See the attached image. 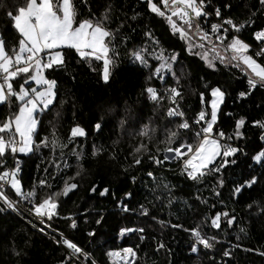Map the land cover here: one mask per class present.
Segmentation results:
<instances>
[{
  "label": "trees",
  "instance_id": "16d2710c",
  "mask_svg": "<svg viewBox=\"0 0 264 264\" xmlns=\"http://www.w3.org/2000/svg\"><path fill=\"white\" fill-rule=\"evenodd\" d=\"M26 2L0 0V39L9 55L18 49L22 37L7 13L18 14ZM153 2L165 16L152 12L148 0H72L74 27L85 20H102L113 33L106 38L112 60L109 79L103 80L102 60L81 58L76 49L67 46L57 49L64 63L44 70L47 79L56 81V98L36 115L32 151L16 154L21 191L34 193L26 201L31 209L50 194L61 192L65 181L77 188L57 197L59 206L52 219L44 217L55 238L7 211L0 201V264H81L60 243L65 238L83 249L77 257L86 264H118L109 253L125 248L136 253L130 258L132 264H264V158L254 159L260 154L256 122L264 120V85L249 86L247 67L230 60L226 40L216 39L223 30L211 33V17L194 20L191 28L196 33L173 17L187 32L182 38L172 30L167 19L170 12L161 0ZM205 8L213 14L219 8V20L245 25L239 31L241 38L264 49V41L255 39V33L264 29V3L260 0H205ZM197 24L210 34L209 39H201ZM145 49L147 66L132 55ZM198 50L215 55L214 66ZM252 50L250 46L249 52ZM173 52L177 59L171 70L161 71V79L154 74L160 67L155 57ZM24 76L13 80L15 91ZM215 86L225 95L213 132L230 133L235 143L231 147L238 151L227 158L218 156L203 177L192 180L184 171L182 158L164 157L169 147L196 146L194 129L205 125L196 121L202 111L205 119L209 117V93ZM149 87L161 98L151 99ZM171 87L181 92L176 104L169 98ZM241 92L248 95L241 97ZM22 103L15 96L0 103V124L13 117ZM175 106L184 113L182 117L168 116ZM241 118L245 123L238 130ZM184 121L189 123L188 129L179 127ZM97 123L100 130L95 128ZM77 125L86 135L72 138L71 130ZM145 131L147 135H143ZM172 132L177 136L169 144ZM45 139L46 146L41 144ZM141 145L146 148L136 152ZM12 154L8 151L0 158V172L11 164ZM136 159L141 163L136 164ZM225 159L228 163L220 167ZM253 177L255 184L235 193L236 187ZM104 189L109 191L101 195ZM218 213H228L227 217L221 215L220 228L211 223ZM231 217L235 220L229 225ZM73 220L75 228L70 226ZM121 227L137 231L119 234ZM197 227L213 247L193 253L195 237L190 230Z\"/></svg>",
  "mask_w": 264,
  "mask_h": 264
},
{
  "label": "snow or ice",
  "instance_id": "6c2138e0",
  "mask_svg": "<svg viewBox=\"0 0 264 264\" xmlns=\"http://www.w3.org/2000/svg\"><path fill=\"white\" fill-rule=\"evenodd\" d=\"M264 3V0H260ZM151 11L159 14L160 16H165L166 12L162 11L160 7L153 0H148ZM164 8L170 12L167 16L172 30L174 32H179L183 37L187 36V32L182 27H178L176 22L172 19L173 17H179L180 20L188 26L192 27L194 20L202 16L206 17L209 15L205 11V0H161ZM18 14L13 12H8V16L13 21V27L21 34V39L19 41V47L13 50V54L9 55L5 50L4 41L0 39V103L6 101L9 97L15 96L19 101H22V105L19 108V112L13 117L7 118L2 124H0V158H2L6 152L11 151L12 153L30 152L33 149V135L37 127L36 115L44 110H47L51 105H53L56 98V81L47 79L43 72L45 69L53 68L54 66L62 65L64 63L63 56L60 51L53 50L60 48L61 46H67L76 49L81 58H95L103 61V80L105 82L109 79V69L112 64V60L109 57V46L106 38L113 35L105 26L102 20L93 22L91 20H86L79 23L77 27H74L75 19V8L73 6L72 0H27L25 7L18 8ZM215 15L219 17L221 11L219 8L215 10ZM107 17H104L106 20ZM224 24H228L235 31H240L245 25H237L231 19L224 21ZM199 28V24H197ZM223 29L225 35H216V39L224 42L227 39L228 29L224 28L222 24H212L211 33H220ZM201 39H209V33L203 32L201 29ZM150 35V34H149ZM255 39L257 41H264V29L255 33ZM211 42V41H209ZM202 46V45H201ZM250 50V45L242 41L239 37H233L226 45V51L231 52L230 60H238L243 65L247 66V69L251 71V77L248 80L249 86L255 88L257 83L264 85V66L257 62L253 56L248 55ZM145 50H140L134 52L132 55L136 61L147 66L148 60L144 56ZM215 51V48H213ZM47 53V59L41 56V53ZM264 55V49H261L256 53V56ZM157 60H164L165 62L161 64L159 68L155 69V75H160L162 69L167 68L171 70L172 65L167 63V59L171 61H176L177 57L172 55L170 58H165L163 53L156 56ZM205 60H208L207 55L204 56ZM221 62H224V57H221ZM210 66L212 65L209 61ZM29 80L35 82V84L41 86L38 90L36 88L27 89L24 85H20V90L17 92L13 88L12 81L21 75H28ZM28 81L26 80L25 83ZM178 83V79H177ZM148 93L151 95V99L157 100L161 98L158 96L156 89L149 87L147 89ZM169 98L173 104L177 103V98L181 97V92L178 87H171L169 90ZM224 92L219 88L213 89L212 96L214 99L211 103L210 119L207 121V126L204 127L201 132L196 133L197 136H203V139L195 148L191 144H182L177 148L169 147L166 151L174 154V158H184L188 157L184 161V171L186 175L192 180H198L206 174V169L210 164H213L218 156H223L225 158L234 155L238 149L232 147H226L221 150V146L217 139L211 138L213 132V126L217 121V112L219 105L223 102ZM248 93L241 92L240 96L244 97ZM183 112L179 110L178 107L170 108L168 110V116L170 117H182ZM206 113L200 112L199 118L196 121L200 123L205 121ZM245 121L241 118L237 124L236 128L239 130L243 127ZM264 127V125H261ZM182 129H188L190 127L187 121H184L179 125ZM97 130H100L101 124L97 123L95 125ZM7 134V138L5 137ZM86 135L85 129L79 125L73 127L71 130L72 138L83 137ZM147 135V131L143 133ZM237 136L241 135L239 131L236 133ZM177 136L176 132L170 134L168 143L171 144L173 139ZM220 137L224 136L223 132L219 133ZM47 139L42 140L41 144L47 145ZM54 143V142H53ZM146 148L145 145H141L136 149V152H140L142 149ZM95 154V153H94ZM264 158V152H261L254 157L256 161H261ZM168 160L169 157H165ZM160 163L161 161H157ZM136 164H140V159L135 160ZM228 161L225 159L224 164L220 167H224ZM19 168L17 167L13 171L0 172V181L8 182L11 184L12 188L16 190L18 195H25L26 197H31L34 195L33 192L23 193L21 191L20 181L16 178ZM216 172L220 171V168H215ZM79 175V173H77ZM152 173H149L151 176ZM222 183V181H221ZM256 183V178L253 177L250 181H246L244 184L239 185L235 188V193H241L244 187H251ZM41 185H46V181L41 180ZM77 188V184L68 183L65 181L64 188L61 192H56L50 194L48 197L43 199L39 204L35 205L34 211L38 217H47L49 220L56 214V209L58 208L57 197L63 195L67 196L69 192ZM95 191V188H93ZM109 190L104 189L101 195L107 194ZM131 195V194H127ZM0 199H3L9 207H12L11 201L3 192V184H0ZM125 211H128L127 206L124 207ZM144 213L147 214V209H144ZM221 215L227 217L228 213L217 214L211 221L212 225L216 228H220ZM70 219V217H69ZM235 217L228 219L227 223L231 225ZM100 221H97L99 223ZM71 227H76V222L73 220ZM43 231V229H41ZM137 231L136 229H122V233ZM138 231L143 232V229H138ZM192 235L195 237L196 244L203 245L204 248H212L213 244L208 238L201 235L199 228H193L190 230ZM62 235V234H61ZM91 235V233H90ZM212 240L215 237L211 238ZM63 243L73 252L80 253L82 249L79 248L75 243L69 241L68 239H63ZM196 244L192 247V252L198 251ZM163 247V245H160ZM227 254V253H226ZM110 256L119 257L120 260L125 261L126 264H132L130 258H134L136 253L132 248H125L122 252H110Z\"/></svg>",
  "mask_w": 264,
  "mask_h": 264
},
{
  "label": "built area",
  "instance_id": "2783aa9c",
  "mask_svg": "<svg viewBox=\"0 0 264 264\" xmlns=\"http://www.w3.org/2000/svg\"><path fill=\"white\" fill-rule=\"evenodd\" d=\"M205 11H206L207 13H209L208 16L211 17V19H212V21L214 22V24H222L224 28H227V29H228V32H227V33H230V34H232V35L235 36V37L237 36V37H240V38H241V35H240L239 31H235L234 29H232V27H231L230 25H228V24H224V21H223V20H219V18H218L215 14L209 12L208 9L205 8ZM222 30H223V29H222ZM242 39H243V38H242ZM243 41H245V40L243 39ZM245 42H246V41H245ZM246 43H247V42H246ZM249 45H250V44H249ZM250 46H251V47L253 48V50H255L256 52H258V51L261 50L260 48L256 47L255 45H250ZM259 57H260V56H259ZM261 57L264 58V55H261ZM261 125H264V120H262V119L259 120V119H258V121L256 122V126L259 128L258 138L260 139V146H259V147H260V153H261V152H264V127H262ZM199 128H200V127H199ZM202 129H203V128L198 129V130H195V136H197L196 133L201 132ZM197 137H199L200 140L203 138L202 135H201V136H197ZM212 137H216V138H218V139L220 140V144H221V149H222V151H223V149L226 148V147H229V146L231 147V146H234V145H235V143L232 141V136H231L230 133H226V134H224L223 137H220L219 134H216V133L213 132V133L211 134V138H212ZM200 140H199V141H200ZM10 167H12V162H11L10 165H8L7 168H4V170H5V171H9V168H10ZM12 170H13V168H12ZM19 175H20V174H19V171H18L17 176H19ZM5 183H6V182H4V181H0V184H3V192H4V194L7 196V195H9V193L6 191V188H5V185H6V184H5ZM7 197H8V196H7ZM8 199L11 201V203H12V205H13L12 207H9V205H8L3 199H0L1 203L5 206V208H6L7 211H9V212H13L14 214L18 215V216L20 217V219H22L23 221H25L27 224H30V225H31L32 227H34L37 231H38V230L41 231V229H43V231H41V232L47 234L48 237L55 238L54 235H53V232H52L53 229L51 230V229L49 228V225H48V223H46L45 218H44V217H38V216L36 215V213H35L33 210H31V209L29 208L30 206L27 205V202H26V207H25V208H20V206L16 203V201L13 200L11 197H8ZM26 201L29 202L30 199H26ZM23 209H24V210H23ZM122 229H126V228L121 227V228H120V231H119V234H120V233L122 234ZM59 240H60V243H62V245L66 247V245L63 243V241H62L61 239H59ZM194 244H196V240H195V239L193 240V243L191 244L192 247H193ZM196 247H197V249H198V248L203 247V245L196 244ZM69 250H71V249H69ZM82 250H83V249H82ZM122 250H123V249H117V250H115L114 252H117V251L122 252ZM71 253H73L74 258H76L75 260H76L77 262H79V263H81V264H86V263L83 262V260H82L81 257H77V256H78L77 253L73 252V250H71ZM113 258L115 259L114 261L117 262L118 264H126V262L120 260L119 257H114V256H113Z\"/></svg>",
  "mask_w": 264,
  "mask_h": 264
},
{
  "label": "rangeland",
  "instance_id": "374dc122",
  "mask_svg": "<svg viewBox=\"0 0 264 264\" xmlns=\"http://www.w3.org/2000/svg\"><path fill=\"white\" fill-rule=\"evenodd\" d=\"M178 19H179V17H177ZM86 21V20H85ZM80 23H82V22H80ZM182 23V22H181ZM79 25V24H78ZM77 25V26H78ZM77 26H75V27H77ZM191 31L192 32H194V33H196L195 31L196 30H193V28H191ZM193 33V34H194ZM220 35L221 36H223V35H225L224 33H223V31H222V33H220ZM227 35V34H226ZM234 36L233 35H227V39H226V42H227V44L228 43H230V41H231V39L233 38ZM237 37V36H236ZM240 38V37H239ZM242 41H243V39L242 38H240ZM245 42V41H244ZM246 43V42H245ZM194 44V43H193ZM19 47V46H18ZM56 50H53V54H54V52H55ZM60 51V50H59ZM61 52V51H60ZM222 52V51H221ZM220 52V53H221ZM253 52V53H252ZM252 52H248V55H251V56H253V58L254 59H256L257 60V62L258 63H260L262 66H264V62L263 61H261V59L260 58H262L261 56L259 57V56H256V51L255 50H252ZM197 54H199L200 56H202V58L204 59V56L205 55H207V57H208V60H205L206 61V63H208L209 64V61H211V63H212V65H213V61H214V58H215V55H212V56H209V54L208 53H206V52H203L202 50H198L197 52H196ZM172 55H175L174 54V52L172 53V54H170V55H165V54H163V56L165 57V58H170ZM45 59H47V53H45V57H44ZM165 61L164 60H160V66H161V64L162 63H164ZM172 62L173 61H171L170 59H167V63H170V64H172ZM244 66H246V65H244ZM247 67V66H246ZM164 69H166L167 71H169V69H167V68H164ZM164 69H162V70H164ZM103 70V69H102ZM248 70V72L251 74V71L249 70V69H247ZM31 74H33V73H30V74H28V75H26V77L23 79V81H21V82H19V85L17 86V89H19L20 90V85H24V87L25 88H27V89H32V88H36V89H40L41 88V86H39V85H37V84H35V82H33V81H31V80H29V78H28V76L29 75H31ZM44 74V73H43ZM28 81L27 83H30L28 86H26L27 85V83H25V81ZM0 82H2V81H0ZM12 84H13V81H12ZM30 87V88H29ZM216 88H219V87H217V86H215V87H212V89L210 90V98H209V101H208V108H209V117H207L206 119H205V125L203 126V127H198V128H196V129H194V133H195V130H198V129H201V128H204V127H206L207 126V121L210 119V112H211V103H212V100L214 99V97L212 96V91H213V89H216ZM220 89V88H219ZM221 90V89H220ZM224 100V99H223ZM222 104V103H221ZM220 104V105H221ZM219 105V106H220ZM175 107H177V106H175ZM174 107V108H175ZM180 111H181V109H179ZM204 112V111H203ZM218 112H219V109H218ZM218 112H217V115H218ZM213 133V132H212ZM195 135V134H194ZM197 137V136H196ZM198 138V141H197V144H196V146H198L199 145V143L201 142V140L203 139H199V137H197ZM213 139H217L218 141H219V144H220V140L218 139V138H216V137H212ZM200 140V141H199ZM196 146H194V148L196 147ZM220 146H221V144H220ZM18 153H20V154H22L21 152H18ZM16 154H17V152L16 153H13L12 154V158H11V162H12V167H10L9 168V172L10 171H13V170H15L17 167L16 166H18L19 164H20V160H19V157L18 156H16ZM172 156H174V154H172V155H170L169 154V152H167L166 151V153H165V157H169V159H171L172 158ZM164 157V158H165ZM188 157H184V158H182L181 159V163L184 165V161H185V159H187ZM12 168H13V170H12ZM19 181H20V178H19V176H17L16 177ZM6 185H5V188H6V191L9 193V195H7L8 197H11L13 200H15L16 201V203L20 206V208H25L26 207V199H30V198H28V197H26V196H24V195H18L17 193H16V190L14 189V188H12V186H11V184L10 183H8V182H6L5 183ZM23 193H24V191H23ZM28 205V204H27ZM32 210H34V206L31 208ZM24 210V209H23Z\"/></svg>",
  "mask_w": 264,
  "mask_h": 264
},
{
  "label": "crops",
  "instance_id": "0c3cea01",
  "mask_svg": "<svg viewBox=\"0 0 264 264\" xmlns=\"http://www.w3.org/2000/svg\"><path fill=\"white\" fill-rule=\"evenodd\" d=\"M38 2H39V0H38ZM25 6H26V5H25ZM61 47H62V46H61ZM58 49H59V48H58ZM56 51H57V49H56ZM45 53H46V52H45ZM45 53H41V56H42V57H45ZM44 76H45V75H44ZM25 77H26V75H25ZM29 88H30V87H29ZM16 91H17V90H16ZM18 91H19V90H18ZM18 91H17V92H18ZM21 105H22V104H21ZM21 105H20V106H21ZM19 108H20V107H19ZM18 112H19V110H18ZM18 112H17V113H18ZM17 113H16V114H17ZM16 114H15V115H16ZM167 152H168V151H167ZM169 154L172 155L173 153L169 152Z\"/></svg>",
  "mask_w": 264,
  "mask_h": 264
},
{
  "label": "water",
  "instance_id": "95a60500",
  "mask_svg": "<svg viewBox=\"0 0 264 264\" xmlns=\"http://www.w3.org/2000/svg\"><path fill=\"white\" fill-rule=\"evenodd\" d=\"M198 29L200 30L201 28L199 27Z\"/></svg>",
  "mask_w": 264,
  "mask_h": 264
}]
</instances>
